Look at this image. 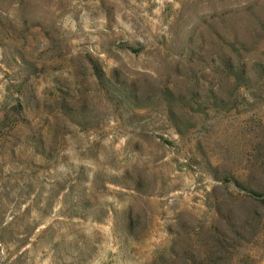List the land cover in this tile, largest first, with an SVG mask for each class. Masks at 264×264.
Here are the masks:
<instances>
[{"label":"rangeland","instance_id":"obj_1","mask_svg":"<svg viewBox=\"0 0 264 264\" xmlns=\"http://www.w3.org/2000/svg\"><path fill=\"white\" fill-rule=\"evenodd\" d=\"M0 264H264V0H0Z\"/></svg>","mask_w":264,"mask_h":264},{"label":"trees","instance_id":"obj_2","mask_svg":"<svg viewBox=\"0 0 264 264\" xmlns=\"http://www.w3.org/2000/svg\"><path fill=\"white\" fill-rule=\"evenodd\" d=\"M92 69H93V76L97 82V85L104 91L108 92V90L111 88L110 83L106 80L104 77L101 69L96 66V64H92ZM129 99V96H127L126 100Z\"/></svg>","mask_w":264,"mask_h":264}]
</instances>
